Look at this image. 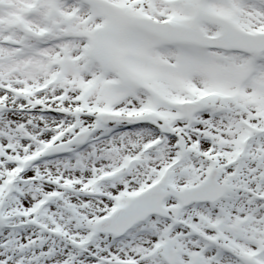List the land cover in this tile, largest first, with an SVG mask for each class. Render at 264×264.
Listing matches in <instances>:
<instances>
[{
  "label": "snow or ice",
  "instance_id": "6c2138e0",
  "mask_svg": "<svg viewBox=\"0 0 264 264\" xmlns=\"http://www.w3.org/2000/svg\"><path fill=\"white\" fill-rule=\"evenodd\" d=\"M0 264H264V0H0Z\"/></svg>",
  "mask_w": 264,
  "mask_h": 264
}]
</instances>
